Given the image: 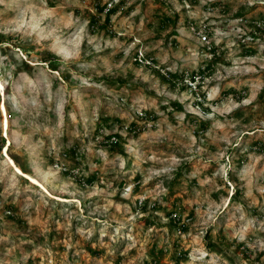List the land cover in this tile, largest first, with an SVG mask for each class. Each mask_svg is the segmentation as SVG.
Listing matches in <instances>:
<instances>
[{
	"label": "rangeland",
	"instance_id": "374dc122",
	"mask_svg": "<svg viewBox=\"0 0 264 264\" xmlns=\"http://www.w3.org/2000/svg\"><path fill=\"white\" fill-rule=\"evenodd\" d=\"M0 81V264H264V0H0Z\"/></svg>",
	"mask_w": 264,
	"mask_h": 264
},
{
	"label": "bare ground",
	"instance_id": "6f19581e",
	"mask_svg": "<svg viewBox=\"0 0 264 264\" xmlns=\"http://www.w3.org/2000/svg\"><path fill=\"white\" fill-rule=\"evenodd\" d=\"M0 92L4 96V84L0 81ZM0 112H1V126H2V132L3 136L6 138L7 143L3 145L1 149V154L5 157L8 164L11 166L13 171L17 174L32 183L33 185L38 186L45 192L46 194L62 199V200H68V198L60 197L56 194H52L49 189L34 175L22 170L18 164L12 159V157L8 154V147L11 144V139L8 135V129H9V120H8V113L5 105V99L3 97L2 101L0 102Z\"/></svg>",
	"mask_w": 264,
	"mask_h": 264
},
{
	"label": "built area",
	"instance_id": "2783aa9c",
	"mask_svg": "<svg viewBox=\"0 0 264 264\" xmlns=\"http://www.w3.org/2000/svg\"><path fill=\"white\" fill-rule=\"evenodd\" d=\"M197 37L202 43H206L207 42V35L204 34L203 32L199 31ZM134 60L139 61L141 63L149 62L148 59L144 56V54L141 51H138V53H135ZM140 114L142 115L143 113L140 112ZM171 215L173 217H176V220L179 219V217H177V213H172Z\"/></svg>",
	"mask_w": 264,
	"mask_h": 264
},
{
	"label": "trees",
	"instance_id": "16d2710c",
	"mask_svg": "<svg viewBox=\"0 0 264 264\" xmlns=\"http://www.w3.org/2000/svg\"><path fill=\"white\" fill-rule=\"evenodd\" d=\"M113 12H115V9H112V10H111V13H113ZM109 15H110V14L106 15V17H105L106 21L109 20ZM20 168H21V167H20ZM21 169H22V168H21ZM22 170H23V169H22ZM236 194H237V190L233 191V192L230 194V199H231L232 197L234 198Z\"/></svg>",
	"mask_w": 264,
	"mask_h": 264
}]
</instances>
